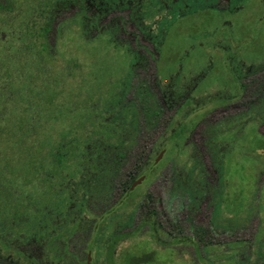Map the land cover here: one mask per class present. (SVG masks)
<instances>
[{
  "label": "rangeland",
  "instance_id": "obj_1",
  "mask_svg": "<svg viewBox=\"0 0 264 264\" xmlns=\"http://www.w3.org/2000/svg\"><path fill=\"white\" fill-rule=\"evenodd\" d=\"M237 1L241 2L245 14L241 12L225 16L219 13L201 14L199 0H194V3L181 0V11L175 12L169 8L171 13L164 9L169 15L163 18L160 14L162 6L160 0L136 1L134 4L138 11L136 14L141 17L145 26H149V32L154 36L153 40L161 41L160 55L164 60L160 69L162 81L163 79L167 81V74L174 71L178 63L185 71L189 69L190 72L194 70L198 72L199 68L202 71V62L205 58L210 59L208 48L210 45L206 42L212 39L209 38V34H200V29L215 28L223 19H227L235 25L232 27L234 30L240 31V25L245 22V17L248 15L247 21L252 19L248 12L257 9L256 0ZM62 14L66 15L64 12ZM116 15L122 17L121 23L126 33L135 31V28L129 27L130 23L140 27L135 16H128L127 11H120ZM179 25L185 27H174ZM71 26L63 28L60 42L63 41L64 44L60 48L66 59L76 57L77 62L83 64L79 67L65 65L63 72L56 77L55 85L59 84L62 87L59 89L64 100L70 105L71 102H75V105L71 106L72 110L66 105L61 113L54 110L53 126L62 125L69 129L70 123L79 124L78 121L82 117L80 114L85 112L90 114L91 124L94 122L99 125L101 122L96 120L101 116L100 113L108 112L109 115L115 113L120 122L127 124L124 137L129 138L130 142V137L137 136L135 139L140 143L141 138L150 136L151 141L154 136H160L168 121L173 122L174 129L183 135L181 145L186 151L180 149L179 155L176 156L175 150L170 152V148L165 145V154L163 150L157 162L160 159L161 161L154 170H151L153 175L133 190L130 202H126L124 207L115 212L110 208L111 196L114 198L115 194L109 189L110 162L113 156L109 147L116 142L104 138L108 137L105 133L104 137L95 135L87 137L84 141L86 144L93 143L97 138L95 142L98 143L101 152L90 159L92 165L84 169L79 177L80 183L72 185L68 190L72 197L70 205L75 213L62 217L60 216L62 212H57L53 205H50L51 209L45 206L48 208L47 211L42 207L46 211L43 216L36 217L39 218L37 222H41L39 231L53 236L43 246L46 248L44 256L50 260L49 256L57 259L61 254L60 260L57 259L56 262L52 260V264L70 262L69 254L64 253L63 249L77 255L80 252L78 248H84L86 242L91 240L92 264H107L106 251L109 239L116 232L124 233L132 225L138 203L144 199L145 193L149 192L154 200L152 207L157 212L153 219L155 223L144 226L128 238H122L115 250V263L264 264V123L260 129L255 128L252 123L225 128L240 116H229V112H232L230 109L211 112V109L207 110V106L202 107L204 110L201 109L198 113L201 115L196 116L186 109L177 114L171 110L162 114L158 111L156 113L148 111L150 115L145 120H142L143 116L139 114L137 126L140 125L143 129L136 135L134 120L138 114L130 113L129 110L126 115L128 105L126 99L132 79L133 62V51L129 46L133 48L134 45L127 43L114 26L105 27L103 32L88 39L77 35L80 33L78 30L80 26ZM192 26H195V32L185 31L187 27ZM87 30L88 28L85 29ZM253 33L254 39L246 41L239 52V56L245 59H257L264 54V31L257 24ZM236 35L240 36L241 33ZM205 36L208 38H204ZM141 37L142 35L137 41L148 46ZM161 59L157 60L158 72ZM56 62H61L59 56ZM164 63L170 68L167 69ZM256 69L255 65L248 70L242 69V74L248 75L257 71ZM223 73L220 68L214 70L209 68L205 72V77L197 82L196 88H207L212 83L223 86L225 82ZM148 83L150 84L149 79ZM174 83L180 84L181 79ZM208 89L212 90V87ZM164 95L172 101L176 98L170 91H166ZM258 105L254 106V109L262 108L261 103ZM150 108L155 109L156 106L150 105ZM261 116L264 117V109ZM49 125L52 126L51 123ZM167 127L170 128L169 125ZM176 141L179 142L178 139ZM158 142L166 143L164 137ZM158 152L159 150L154 152L150 161L154 160ZM94 157H98L97 163ZM210 162L214 163L217 172L213 173L209 166ZM36 191H39V186L36 187ZM176 194L180 195V198H177ZM158 198H161L160 202ZM29 205L39 210L37 203L32 202ZM81 206L89 216L78 215ZM105 212L106 216H101ZM98 216L101 218L93 231V217ZM181 217H184V223L178 220ZM199 217L201 220L198 221ZM18 222L20 223L16 224L18 227L22 226L23 222L34 225L32 219L26 220L23 216L18 218ZM6 223L0 221V226ZM197 224L200 230L192 231ZM8 225H5L7 229L0 228V242L9 246L10 240L18 243L26 239L27 236L22 233L18 234L8 229L10 227ZM241 226L245 229L233 231L234 228ZM80 257L84 259V255Z\"/></svg>",
  "mask_w": 264,
  "mask_h": 264
},
{
  "label": "trees",
  "instance_id": "obj_2",
  "mask_svg": "<svg viewBox=\"0 0 264 264\" xmlns=\"http://www.w3.org/2000/svg\"><path fill=\"white\" fill-rule=\"evenodd\" d=\"M68 4L78 5L79 9L84 6L82 0H0V221H6L11 231L28 236L23 245L30 246L34 242L45 240L46 236L35 235L32 225L27 222L18 227L16 224L19 223L20 216L27 220L38 215L43 216L48 208L51 209L50 205H53L57 212L61 211L62 217L75 213L70 205L72 197L68 190L72 185L80 183L79 177L84 169L92 165L90 159L101 152L95 142L97 138L93 143L86 144L84 141L87 137H104L105 133L108 137L104 138L116 142L109 147L112 154H115L111 160L115 168L126 164L133 155L124 138L127 124L120 122L115 113H100L98 118L94 115L96 121L101 122L99 125L94 122L91 124L90 114L85 112L80 114L82 117L78 121L79 124L70 123L69 129L62 125L53 126L54 110L61 113L66 105L70 109L75 105V102L70 105L64 100L59 89L62 87L55 85L56 77L63 72L65 65L79 67L83 64L77 62L76 57L66 59L63 56V50L60 48L64 44L63 41L60 42L63 28L80 26V33L77 35L87 39L103 32L106 25L111 28L114 26L118 29V34H124L119 15L110 16L101 26H96L97 18L92 11L82 16L79 13L64 16L61 10L71 11ZM58 56L60 63L56 62ZM134 60L137 59L133 51L132 61ZM150 63L148 66L154 68ZM136 67L132 66L131 70L134 71ZM135 76V87L140 89L138 70ZM126 100L131 101V106H126V115L133 109L139 118V114L145 116V106L153 104V95L148 93L145 96L141 93L137 99L134 96ZM166 124L170 128L166 125L161 135L166 136V146L170 148V152L174 149L178 153L180 149L186 151L181 145L183 135L174 129L172 123L166 121ZM140 128L138 125L137 131ZM160 136H154L151 141L150 136L144 138L139 155L133 164L126 167L127 177L119 182V195H123L128 182L142 172L139 159L159 145ZM97 158H93L96 163ZM37 186L39 191H36ZM32 202L38 204L39 210L29 205ZM136 213L135 230L131 235L144 226L155 223L153 219L149 221V218L157 215V212L150 206H145L144 202L139 204ZM81 214L89 216L82 206L78 212V215ZM6 224H1L0 228L7 229ZM13 226L18 228L12 229ZM238 229L245 228L241 226L233 231ZM128 236L129 233H121L109 239L107 264H117L114 251L122 238ZM91 249L92 242L88 240L83 250ZM28 250L26 252V249H9L10 258H17L21 264L32 261L31 249ZM63 251L69 254L73 263L78 261L74 254H70L66 249ZM60 257L61 254L57 259L60 260ZM40 264L44 263L40 260Z\"/></svg>",
  "mask_w": 264,
  "mask_h": 264
},
{
  "label": "flooded vegetation",
  "instance_id": "obj_3",
  "mask_svg": "<svg viewBox=\"0 0 264 264\" xmlns=\"http://www.w3.org/2000/svg\"><path fill=\"white\" fill-rule=\"evenodd\" d=\"M92 1L93 2H90V0H82V5L84 3V6H82L81 9L78 8V5L72 6V4H68V7L71 8L70 9L71 11H67L66 9L61 11L62 13L64 12L66 15L68 14L70 15V13H79L81 16L87 15L91 11L95 12L97 18L96 22L98 23L96 24V26H101V24L104 21H106L107 18H109L110 16H116V14H118L120 11L125 10L127 11L128 16H135L136 21L140 25V27H138L134 23L132 24L130 23L129 27L131 29L135 28V31H132L130 29L131 32L129 33H126L123 30V26H122V30L124 31L122 37L126 39L127 43L129 42L132 45H134L133 48L129 46V49L135 52V59H137L131 63V67L135 65L137 67L134 69V71L132 69V79L130 80V88L128 90L127 96L128 98L129 97L133 98L135 96V98L137 99V97L141 93H143L145 96L148 93L152 94L153 95L152 106H156L155 109H151L150 104L149 106H145L146 117H143L142 120H145L150 115L148 114V111H150L151 113H156L158 111L162 114L164 112H167L168 110H171L172 112L175 111V113L177 114V112L180 111L184 112L186 109V110H190L189 112L195 114L196 116V115H201L198 114L199 111L203 109L202 107L207 106V110L211 109V112H222V111H226V109L227 110L230 109L232 112H229L230 113L228 114L229 116L232 115L233 117L240 116L238 120H236L234 123L230 124L228 127L225 128H234L237 125L246 126L248 123H252L255 126V128L260 129V127L264 123L263 121L264 117L261 116L262 110L264 109V54L257 59H245L244 57L239 56V52L243 48L246 41L254 39L253 30L255 29V26L257 24L260 25L262 30L264 31V2L262 0H256L255 3L257 5V9L248 12L249 16H252V19L250 18L251 19L250 21H247L248 15L246 14L247 15L245 17L246 20L245 22L242 23V25H240L241 26L240 31L234 30L232 27H235V25H232L231 20L227 21V19H223V21L220 22V25H218L215 28L200 29L199 30L200 34H209V38L212 39V41L206 42L207 44L210 45V47H208L210 49L209 50L210 59L205 58L201 66L202 71H200L201 68H199L198 72H196V70L190 72L189 69L185 71L183 66H181L180 63H178L175 70L167 74L166 76L167 81L166 79H163L162 81L160 78V75L162 73L160 70L161 64L162 61H164L163 59H161V55H160L161 41L159 42V40L157 39L153 40L154 36L149 32L150 30L149 26L148 27L145 26V24L141 20V17L136 14V12L138 11L134 7V4L136 3L137 0H92ZM189 1L194 3V0H189ZM199 1L201 3V6L199 8V13L201 14L219 13L225 16L226 14L232 15L238 12H241L242 14L246 13L244 12L242 5H240L241 2L237 0H199ZM160 3H162V6L160 8L161 18L168 17L169 15L167 12L164 11V9L166 11L169 10L171 13L172 11L175 12L181 11L180 10L181 0H163V1L160 0ZM121 20L122 17L120 19V22ZM105 27H109V26L106 25ZM174 27L183 28L185 26L179 25ZM194 30H196L195 26L187 27L185 29V31L195 32ZM239 33H241L240 36L236 35ZM140 35H142L141 37L142 40L145 43H148V46L144 45V43H140L139 41H137L139 40ZM204 38L207 39L208 36H205ZM198 42L203 43L201 41ZM157 43L160 45H158ZM159 59H161L159 64L160 72H158L157 69V63H158L157 60ZM149 60L150 61L154 60V61L150 63ZM149 63L151 65L153 64L154 68H152V66H148ZM254 65L257 66L256 69L257 71L251 72L248 75L242 74V69L246 68V70H248L250 69L251 66ZM165 67L167 69L170 68V66H167L166 64ZM209 68L213 70L220 68L221 70L224 71L223 74L225 76L224 79L225 82L223 86H218L216 83H212L208 85V87L210 88L212 87V90L208 89V87L196 88L197 82L199 81L200 78L205 77V72L208 71ZM225 68L227 69V71H225ZM137 70H138V78L140 79L139 80L140 83H138L140 84V89L135 87L136 86L135 74ZM148 79L150 80V84L148 83ZM179 79H181V83L175 85L174 82ZM166 91H170L172 94L173 93L175 94L176 98L174 101H172L170 98H167V96L164 97L165 96L164 93ZM181 92H183L184 95L181 96ZM127 101H128V105L131 106V101L130 100ZM259 103L262 104V108L254 109L255 107L259 106L258 105ZM130 113H134L136 115V111H134L133 109L131 110ZM137 120H138V116L134 120L135 131H137V127H138L137 124L139 123V121ZM172 125H174L173 122ZM142 129L143 128L141 126L140 130L137 132H140ZM161 137H164L166 143L158 142L159 145L155 147L152 152H147L146 154H143V157L139 159L142 172L139 173L134 179L129 181L123 195H119L118 194V192L120 191L119 182L120 180H123L125 179V177H127L126 167L134 163L135 158H137V156L139 155L138 152L141 149V145L144 140V138H141V142L137 143V140L134 137L132 138L130 137V142L133 140L132 143H130L129 138L124 137L125 142L127 141V145H130L131 148L130 152H133V155H131L127 163L122 165L120 168H115L113 161L110 162L111 170L109 173V177H110L109 189L113 194H115L114 198L111 196V204H110V208H112L111 211L116 212V210L118 211L119 208L124 207L126 205V202H130L131 200L130 198L132 196L131 194L133 190H135L138 186H141L145 180L150 179V177L153 175V172L151 170H154L158 166V163L161 161V159L158 162L157 160L159 159L163 150L165 154V150H166L165 145L168 143L166 136L161 135L159 140L161 139ZM157 150H159L158 154L154 157V160L152 159L153 161L152 160L150 161V158ZM174 154L176 156L179 155L177 151H175ZM112 155H113L112 156V160H113L115 154ZM208 160L210 161L209 157ZM209 166L211 167V170H213V173L217 172V170L215 171L214 163L210 162ZM167 196L168 193L166 197ZM175 196H177V198H180L179 197L180 195L178 194H176ZM172 198L173 197H171V199ZM160 199L161 198H158L159 202ZM155 200L156 202H158L157 197H155ZM142 202L145 203V206L147 205L153 208L152 204L154 203V200L149 192L145 193L144 199L138 203L137 207H139V204ZM161 205L162 203H160V206ZM115 206L117 207V209H114ZM101 216H106V212L102 213ZM101 216L93 217L94 218L92 225L93 231L98 225V220L100 221ZM201 217L198 218V221L201 220ZM38 219L39 218L32 219L34 224L32 225V229L34 230L35 235L43 234L46 236V239L40 240V242L39 241L34 242L30 246L23 245L24 242L28 239V236L22 242L16 243L15 240L8 241L9 246L3 242H0V247H1L0 264H9V263L21 264L17 258H13V259L10 258L11 255L9 249L10 250L12 249V251L13 250L23 251V249H26V252H28L29 248L31 249L33 256L32 261H25L22 264H40V260L44 264H51L52 260L56 262V258H53V256H49L50 260H48L44 256V251L46 250V248H44L43 246L45 242H47L48 239H50L51 237L50 235H48V233L39 231L41 222H37ZM149 219H150L149 221H152V219L154 218L151 217ZM136 220L137 219L134 216L132 225L128 229H126L122 234L129 233V236H132L131 232L135 230ZM178 220L184 223V217L178 218ZM178 229L179 228H176V230ZM193 230H200V226L197 224L195 227L192 228V231ZM116 234L118 235L119 233L116 232L115 234H113V236ZM128 237H123V238H128ZM118 246L119 245H117L116 248ZM78 249L80 252L77 255L74 254V256L77 257L78 261L73 263L70 260L71 263L67 261L64 264H92L91 250H83V248H78ZM81 255H84V259L83 257H80ZM44 258H46L47 260L45 261Z\"/></svg>",
  "mask_w": 264,
  "mask_h": 264
},
{
  "label": "water",
  "instance_id": "obj_4",
  "mask_svg": "<svg viewBox=\"0 0 264 264\" xmlns=\"http://www.w3.org/2000/svg\"><path fill=\"white\" fill-rule=\"evenodd\" d=\"M264 2V0H262Z\"/></svg>",
  "mask_w": 264,
  "mask_h": 264
}]
</instances>
